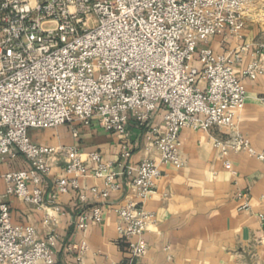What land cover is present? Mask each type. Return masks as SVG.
Returning a JSON list of instances; mask_svg holds the SVG:
<instances>
[{
	"label": "built area",
	"instance_id": "built-area-1",
	"mask_svg": "<svg viewBox=\"0 0 264 264\" xmlns=\"http://www.w3.org/2000/svg\"><path fill=\"white\" fill-rule=\"evenodd\" d=\"M253 1L0 0V162L17 152L29 164L3 174L6 195L43 208L41 184L50 157L60 152L66 165L48 203L78 191L86 175L75 146L34 143L29 130L70 125L77 137L75 124L95 122L120 137L123 156L129 157L126 129L133 117L144 128L146 144L159 154L158 161L125 166L139 204L126 202L114 210L127 264H135L145 254L144 244L135 239L154 220L144 202L154 191L160 165H183L182 130L225 129L229 138L212 142L221 156L247 153L264 160L236 130L246 100L235 73L243 48L217 54L211 47L218 36L241 38L243 12ZM259 54L242 70L243 78L264 76V43ZM160 109L163 129L151 123ZM88 158L93 176L104 184L91 192L107 198L119 188L117 174L98 152ZM104 212L103 205L83 210L76 229L101 223ZM55 242V235L40 239L32 227L14 224L9 205L0 203V264H55ZM86 248L78 246L77 261Z\"/></svg>",
	"mask_w": 264,
	"mask_h": 264
},
{
	"label": "crops",
	"instance_id": "crops-1",
	"mask_svg": "<svg viewBox=\"0 0 264 264\" xmlns=\"http://www.w3.org/2000/svg\"><path fill=\"white\" fill-rule=\"evenodd\" d=\"M243 17L240 39L218 36L211 41V47L217 54L234 51L238 46L243 48L235 73L244 84L246 100L235 120L236 130L264 156V76L248 79L241 74L253 59L260 58L264 0H254ZM151 123L163 129V110L153 116ZM75 127L77 137L72 136L70 125L32 129L29 135L34 143L57 149L75 146L82 153L87 169L79 180L80 189L61 194L55 203H48L55 179L63 175L66 165V156L60 152L50 157V171L41 184L43 208L6 195L3 174L29 166L25 157L16 152L14 158L7 157L0 163V203L9 205L14 224L32 227L37 238L56 236L55 264H127L128 254L117 234L119 220L114 210L126 202L139 204V199L124 173L125 166L144 159L158 161V151L146 144L144 128L133 117L126 129L129 157L123 156L120 137L97 123ZM229 134L219 127L207 132L181 131L183 165H160L154 191L144 202L154 220L135 239L145 246L144 256L135 264H264V160L247 153L221 156L212 142L226 140ZM91 152H98L103 162L112 164L110 172L117 174L115 182L119 188L110 191L107 198L91 192L92 188H104L103 180L93 176L94 168L88 158ZM80 196H85L86 201L82 202ZM96 205L105 207L102 222H91L86 230L78 231L77 216ZM81 243L87 248L77 261Z\"/></svg>",
	"mask_w": 264,
	"mask_h": 264
},
{
	"label": "rangeland",
	"instance_id": "rangeland-1",
	"mask_svg": "<svg viewBox=\"0 0 264 264\" xmlns=\"http://www.w3.org/2000/svg\"><path fill=\"white\" fill-rule=\"evenodd\" d=\"M29 131H30V130H29ZM29 137H30V135H29ZM1 162H2V161H1ZM1 162H0V163H1Z\"/></svg>",
	"mask_w": 264,
	"mask_h": 264
}]
</instances>
